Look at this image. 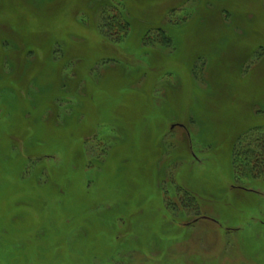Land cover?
<instances>
[{
	"label": "rangeland",
	"instance_id": "374dc122",
	"mask_svg": "<svg viewBox=\"0 0 264 264\" xmlns=\"http://www.w3.org/2000/svg\"><path fill=\"white\" fill-rule=\"evenodd\" d=\"M0 264H264V0H0Z\"/></svg>",
	"mask_w": 264,
	"mask_h": 264
},
{
	"label": "trees",
	"instance_id": "16d2710c",
	"mask_svg": "<svg viewBox=\"0 0 264 264\" xmlns=\"http://www.w3.org/2000/svg\"><path fill=\"white\" fill-rule=\"evenodd\" d=\"M129 24V18L123 11L112 10L104 14L100 30L109 40L120 41L124 39L122 36L127 33ZM162 34L166 40L167 35L164 32Z\"/></svg>",
	"mask_w": 264,
	"mask_h": 264
}]
</instances>
